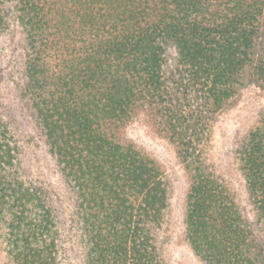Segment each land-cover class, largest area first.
Here are the masks:
<instances>
[{
  "label": "trees",
  "instance_id": "16d2710c",
  "mask_svg": "<svg viewBox=\"0 0 264 264\" xmlns=\"http://www.w3.org/2000/svg\"><path fill=\"white\" fill-rule=\"evenodd\" d=\"M12 21L27 48L20 98L74 195L67 230L80 244L78 264H166L152 228L170 188L154 159L119 135L137 110L151 108L188 170L183 224L193 253L205 264H264L254 228L264 231V115L234 150L255 211L249 221L195 145L205 120L189 104L171 106L164 74L171 46L190 82L185 90L202 102V114H213L253 63L264 0H0V33ZM252 68L263 80V66ZM50 197L23 169L20 145L0 117L5 264L64 260Z\"/></svg>",
  "mask_w": 264,
  "mask_h": 264
},
{
  "label": "rangeland",
  "instance_id": "374dc122",
  "mask_svg": "<svg viewBox=\"0 0 264 264\" xmlns=\"http://www.w3.org/2000/svg\"><path fill=\"white\" fill-rule=\"evenodd\" d=\"M25 44L24 33L13 21L8 31L0 33V117L20 145L23 169L43 180L51 191L50 202L60 219L59 231L66 250L61 264H78L81 258L80 244L75 233L72 237L67 230L74 213V195L59 171L57 162L50 155L35 118L19 95L17 81L24 78V68L28 61ZM263 47L264 35L255 39L253 63L243 69L239 84L234 88L235 92L209 116L202 114V102L194 92L185 90L184 83L188 86L190 82L183 68L176 63V55L171 46L166 48L164 64V74L169 78L173 95L171 106L176 107L177 103L189 104L187 111L193 107V114L203 117L205 121H202L203 126L198 134L200 140L195 141V145L203 150L205 162L222 178L241 215L249 221L255 218V211L248 198L234 150L251 130L260 125L264 115V79L261 80L262 75L258 78L252 68V65L264 68ZM183 91H186V96H181ZM158 113L152 108L137 110L123 124V131L119 135L154 159L170 188L163 219L152 228L155 243L164 261L166 264H205L193 253L184 237L183 214L185 193L189 185L188 170L177 157L175 144L167 139L162 124L164 118L157 119ZM254 228L259 244L264 245V231H260L263 227ZM0 264H5L1 246Z\"/></svg>",
  "mask_w": 264,
  "mask_h": 264
}]
</instances>
